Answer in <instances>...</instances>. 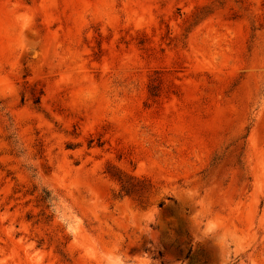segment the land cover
<instances>
[{
    "label": "rangeland",
    "instance_id": "obj_1",
    "mask_svg": "<svg viewBox=\"0 0 264 264\" xmlns=\"http://www.w3.org/2000/svg\"><path fill=\"white\" fill-rule=\"evenodd\" d=\"M204 262L264 264V0H0V264Z\"/></svg>",
    "mask_w": 264,
    "mask_h": 264
},
{
    "label": "trees",
    "instance_id": "obj_2",
    "mask_svg": "<svg viewBox=\"0 0 264 264\" xmlns=\"http://www.w3.org/2000/svg\"><path fill=\"white\" fill-rule=\"evenodd\" d=\"M190 254H191V252L189 253V255L187 256V258H189L190 257ZM203 264H207V262H204Z\"/></svg>",
    "mask_w": 264,
    "mask_h": 264
}]
</instances>
